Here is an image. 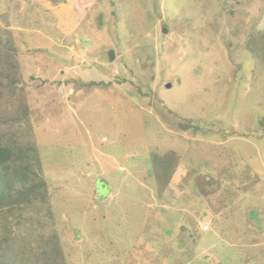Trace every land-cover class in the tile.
<instances>
[{
    "label": "rangeland",
    "instance_id": "obj_1",
    "mask_svg": "<svg viewBox=\"0 0 264 264\" xmlns=\"http://www.w3.org/2000/svg\"><path fill=\"white\" fill-rule=\"evenodd\" d=\"M0 35V133L49 185L4 264L54 235L65 264H264V0H0Z\"/></svg>",
    "mask_w": 264,
    "mask_h": 264
},
{
    "label": "trees",
    "instance_id": "obj_2",
    "mask_svg": "<svg viewBox=\"0 0 264 264\" xmlns=\"http://www.w3.org/2000/svg\"><path fill=\"white\" fill-rule=\"evenodd\" d=\"M0 45L6 54L11 52L8 42L1 35ZM23 119V122L30 123V114L26 108ZM152 160L156 178L169 183L175 162L174 154L154 155ZM48 186L36 145L20 143L14 133L10 136L0 133V217L4 212H12L17 206L48 201ZM47 245L49 250H44L38 264H65L58 237L52 236ZM4 256L0 252V264H4Z\"/></svg>",
    "mask_w": 264,
    "mask_h": 264
},
{
    "label": "built area",
    "instance_id": "obj_3",
    "mask_svg": "<svg viewBox=\"0 0 264 264\" xmlns=\"http://www.w3.org/2000/svg\"><path fill=\"white\" fill-rule=\"evenodd\" d=\"M205 229L207 230V229H208V227H205Z\"/></svg>",
    "mask_w": 264,
    "mask_h": 264
}]
</instances>
